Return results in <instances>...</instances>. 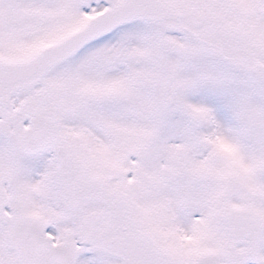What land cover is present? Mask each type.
<instances>
[{
	"label": "snow or ice",
	"instance_id": "snow-or-ice-1",
	"mask_svg": "<svg viewBox=\"0 0 264 264\" xmlns=\"http://www.w3.org/2000/svg\"><path fill=\"white\" fill-rule=\"evenodd\" d=\"M0 264H264V0H0Z\"/></svg>",
	"mask_w": 264,
	"mask_h": 264
}]
</instances>
